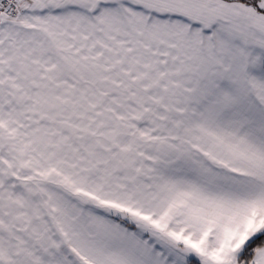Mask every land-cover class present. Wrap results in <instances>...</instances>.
Masks as SVG:
<instances>
[{
    "label": "snow or ice",
    "instance_id": "1",
    "mask_svg": "<svg viewBox=\"0 0 264 264\" xmlns=\"http://www.w3.org/2000/svg\"><path fill=\"white\" fill-rule=\"evenodd\" d=\"M0 264H264V0H0Z\"/></svg>",
    "mask_w": 264,
    "mask_h": 264
}]
</instances>
